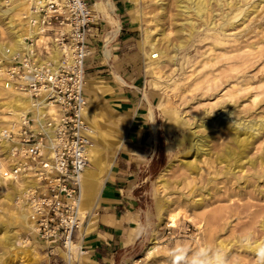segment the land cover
Returning <instances> with one entry per match:
<instances>
[{
  "label": "rangeland",
  "instance_id": "rangeland-1",
  "mask_svg": "<svg viewBox=\"0 0 264 264\" xmlns=\"http://www.w3.org/2000/svg\"><path fill=\"white\" fill-rule=\"evenodd\" d=\"M254 1L257 0H249L244 7ZM131 2V8L136 10L135 14L138 18L135 19L131 13L136 21V23L131 22L136 29L133 44L128 49H120L119 55L114 56L113 59H103L98 67H86L87 75L85 76L87 82L109 84L105 89H97L99 115L96 118L104 131L103 134L100 130L103 135L100 134V137H106L114 143L105 145L100 140L92 138L104 155V172L108 173L118 158L115 152L116 144L128 129L135 101L141 100L143 106L141 110L145 111L144 117L149 124L148 132L153 136L152 143L142 147L144 162L130 168L132 184L128 194H125L129 200L128 207L122 213L127 214L124 223L129 226V231H138L139 237L135 243L121 251L117 264H175L172 253L182 245L186 253L183 264H191L197 250H203L204 245L221 250L226 264H258L255 251L247 248L246 244L253 245L255 241L264 239V227L260 225L264 220V191L258 193L251 185L246 187L243 179L236 181L229 174L219 173L216 174L215 179L207 181L208 175L214 174L216 169L214 161L211 162L212 159L198 171L197 177L192 178L178 160V158H184L182 154L188 149L187 142L177 144L176 141V138H182L185 131L171 124L175 115L184 116L183 118L188 121H194L204 108L211 110L212 107L216 108L226 104V100L230 98L223 97L224 92L235 88L237 85L232 84L240 78L236 81H232L233 78L226 80L224 75L234 77L242 72L246 74L248 72L246 78L251 81V89L239 92L235 98L239 101L238 96L246 98L250 93L259 92L253 102L249 101V97L244 99L242 105L245 106L242 108L250 110L253 116L264 112V83L261 82L264 80V29H262L264 28V9L258 12L256 18L252 14L241 24L242 26L237 27V29H245L239 32L242 33L241 35L234 33L239 37L238 45L255 43L250 48L244 46L243 51H245H241L242 54L250 52L249 55L250 58L253 57V62L235 65L234 70H226L222 76L225 82L220 86L221 90H217L216 96L211 100H203L205 77L199 78L201 81L195 86L190 85V80L208 69V64L202 62L207 56L220 52L221 45L212 47L214 40L209 33L212 30L202 24L201 20L194 19L196 21L195 30L188 37L187 31L179 28V22L183 20L178 17L180 15L176 0H163L164 9H160L155 0ZM10 7L5 6L3 10H0V43L2 44L10 40V33L2 19V16L6 15L3 12L10 11L9 14L13 16L17 14L10 10ZM212 7L216 8V5ZM259 7L264 8V1L259 4ZM22 11L18 12L20 16ZM128 17L131 21L129 12ZM160 31L164 34L159 35ZM227 31L234 32L235 29ZM207 33L210 37L206 35ZM149 38L155 40L154 46L166 54H172V49L176 47V57L173 61L175 64L166 60L160 65L159 72L152 70L147 58V52H150L149 45L147 43L141 45L143 39ZM180 43L183 46L178 47ZM192 72L194 73L190 75L189 73ZM185 88L188 89L184 91ZM220 95H222L221 98ZM199 97H201L200 102L196 100ZM8 98V93L2 90V80H0V127L3 129L2 136L6 132L12 133L8 139L5 136L8 141H11V139L16 140L21 123L14 129L10 127L11 114L1 105ZM210 126L209 130L212 134L210 146L216 151L227 135L224 129L216 127L215 123H211ZM262 152H264V135L256 139L249 154L256 157ZM21 157V155L13 157L11 152L3 151L0 146V221L10 222V226L12 225L19 233V238L22 240L21 245L26 248V253L21 251L12 253L8 264H48L49 257L43 242L38 237L35 242L31 231L26 226L16 224L9 217L10 210H17L20 205L17 199H8L7 193H14L15 190L21 188L23 184L21 176L24 173L18 175L15 180L13 175L11 178L4 175L3 177L2 173L10 169V164ZM171 160H174V164L164 175L166 185L159 184L157 176ZM87 166L92 165L88 162ZM221 166L222 163L217 165V169H221ZM255 167L251 169L245 166L243 174L251 176L249 173L256 171L257 175L264 173V170L257 169L259 166ZM249 179L251 182H256L259 188L264 185L262 178L249 177ZM103 181L95 194L100 190ZM238 182L239 186L235 187ZM23 197L27 199L26 195ZM197 198L202 199L200 206H194L192 203V199ZM80 207L86 216L82 226L76 232L79 243V235L84 231L88 216L86 205L81 203ZM172 212H177V219L174 220L170 216ZM169 221H172L174 226H170ZM152 238L157 239L159 244L151 253H148L152 250ZM32 248L33 251H29Z\"/></svg>",
  "mask_w": 264,
  "mask_h": 264
},
{
  "label": "bare ground",
  "instance_id": "bare-ground-1",
  "mask_svg": "<svg viewBox=\"0 0 264 264\" xmlns=\"http://www.w3.org/2000/svg\"><path fill=\"white\" fill-rule=\"evenodd\" d=\"M132 1L136 2L137 0ZM176 1L178 14L180 15L178 17L183 20L182 22H179V28H181L182 30H186L188 37H190L195 30L196 21H194V19H198L201 20L202 24L207 25L208 29L212 30L211 32H209L210 36L214 40L212 47H216L218 46V44L222 46L218 54H211L210 56H207L204 61H202L203 64H208V69L203 74H200L197 77L195 76L190 80V85L195 86L199 81H201V77H205V79L203 78V100H211L216 96V91L221 90L219 88L225 82L222 76L224 75L226 70L233 69L235 65H245V63L253 62V57L251 56L252 58H250L249 55L250 52H246L244 53L246 55H244L241 53V51H245H243L244 46H248L250 48L253 47L255 43L250 42L247 45H238L237 41L239 37L234 33H237L239 35L242 34H240L239 32H242L245 29H237V27L243 24L244 21L248 19V17L252 14H254L255 16L253 17L256 18L258 12L264 9L262 7H259L260 9L258 8L259 4L264 0L254 1L252 2V4L246 7H244V5H247V2H249V0ZM155 2L160 6V9H164L163 0H155ZM213 3L216 5V8L212 7L214 5ZM5 6H11L10 10H12L13 12H17L16 16L9 14L10 11L3 12L6 13V15L2 16V19L4 20L5 27L10 33V40L6 44L0 43V80H2V90L8 93L9 96V98L6 101H3L1 105H3L4 108H6L10 112L12 117V124L10 125V127L14 129L16 125L17 127L20 125V123L24 120L25 117L28 116V114L30 117L34 118L36 123H42V116L45 114L47 109H50V107L44 97L35 99L34 97L30 96L29 93L14 89L12 85L6 82L5 76L3 74L5 65L10 61L13 55H15L16 53L21 54V52L27 47L26 43L23 40V37L26 34H32L33 37L37 36L36 33L38 31V22L36 21L34 22V24H29V19L32 18L36 20V18H38V15L31 9L32 0H0V10H3V7ZM19 11H22L21 16L18 14ZM131 13H133L135 19H138L137 15L135 14V9L131 11ZM229 29H235V31L228 32L227 30ZM209 33H207L206 35L209 36ZM158 34L163 35L164 32L160 31L158 32ZM245 35H247V33H245ZM154 42L155 40H152L151 38L147 40L143 39L141 41V45L145 43L149 45L150 52H147V58L151 63L150 68L152 70H155L156 72H159V67L164 61L170 60L172 64H175L173 61L176 57V47H174L172 51L170 50L171 52H173L172 54H166L160 48L155 47ZM180 46H183V44L180 43L178 47ZM256 47L257 46H255V48ZM193 73L194 72L189 74L191 75ZM247 74L245 72H242L240 75H235L234 77L224 75L226 77V80L229 78H233L232 81H236L240 78L238 81L232 84L237 85L235 88H230L229 90L227 89L228 91L226 90V93L224 92L223 97L227 96L230 98L229 100H226V104L221 103L222 105L216 108L212 107L211 110H208V108H204L198 118L194 121H188L183 118L184 116L181 117L180 115H175L174 121L171 125L185 131L182 135V138H176V141L177 144L187 142L188 149L182 154L184 158H178V160L180 164H182L187 169L189 175L192 176V178H194L198 174V171L203 168L207 161H210L212 159L211 162L214 161V166H216V169L214 174L208 175L207 181L215 179L216 174L219 173L229 174L231 177L236 179V181L239 179H243L246 187L251 185L253 189H255L258 193H262V191H264V185L261 186L262 188H259L258 184L256 182H251L249 177L258 179L262 178V181H264V173H258L257 175L256 171L249 173V175L251 176H245L243 174V169L245 166H248L251 169L256 168L255 166H259L257 167V169L260 168L259 170H264V152L258 154L256 157H252L249 154L250 149L254 145L256 139H258L259 136L264 135V112L260 113L258 116H253L251 115L252 112L250 110H244L242 108V106H245L242 105L244 99H248L249 97V101L253 102L254 97L257 96L259 92L250 93L246 98L238 96V99H240L239 101H237V99L235 98V95L239 92H245L251 89V81L246 78ZM261 82L264 83V80H262ZM187 89L188 88H185L184 91H186ZM221 97L222 95H220V98ZM196 100L200 102L201 97ZM84 110L85 114L88 116L90 112L88 110V107H86L85 109L84 106L82 112L83 114ZM212 114H215V116H212ZM211 123H215L216 127L224 129L227 135L226 139L223 141V143H221V146H216L218 147L216 151L212 150L210 146L212 134L210 133L209 129L211 127ZM90 124L93 131V136L95 138H99L100 130L97 123L91 121ZM2 130V127H0V146L2 147L3 151L12 153V147L14 144L8 141L5 138V135H3L4 137L2 136ZM87 159L94 169H89L86 165L79 175V186L80 184H82L83 197L87 195V185L90 184L92 186H95L105 173L104 162L101 160L98 148L93 143H90L87 146ZM15 163L16 162L10 164V169H13L17 166ZM221 163V169H217V165L219 166V164ZM173 164L174 160L169 161L160 171L159 175L157 176V181L159 184L166 185V179L164 175L172 167ZM22 172L24 174L21 176L23 179L21 188L15 190L14 193H7L8 199L18 200L20 208L17 210H10V215H8L13 219L12 221H15L16 224L18 223L20 225L26 226V228L31 231V234L34 237V241L37 242L38 234L36 232L34 218L32 216L28 201L23 197V195L28 194L29 190L33 189L36 186L37 181L34 175H27V173L24 172L23 169L21 170V173ZM13 176L15 180V175ZM238 186L239 182L235 185V187ZM192 203L194 206H200L202 204V199H192ZM172 213V215L170 216L174 220L177 219V212ZM169 223L170 226H174L172 221H169ZM260 225L261 227H264V220H262ZM156 240L157 239L152 238V250H149L148 253H151L154 248L158 247L159 243H157ZM261 241H264V239H262ZM21 242L22 240H20L19 238L18 231L15 230L12 225L10 226V222H6V220L0 221V264H8L11 254L14 252L17 253L21 251L23 253H26V248L24 247V245H21ZM258 242L260 241H255L253 245L246 244V247L255 251V247ZM29 251H33V248L29 249Z\"/></svg>",
  "mask_w": 264,
  "mask_h": 264
},
{
  "label": "built area",
  "instance_id": "built-area-1",
  "mask_svg": "<svg viewBox=\"0 0 264 264\" xmlns=\"http://www.w3.org/2000/svg\"><path fill=\"white\" fill-rule=\"evenodd\" d=\"M31 9L38 15L29 19V24L38 22L37 36L23 37L27 47L11 57L4 76L14 89L35 99L44 97L50 109L42 123L29 115L21 122L16 140L10 142L12 156L22 157L3 175L17 178L23 169L36 177L26 200L48 264H79L85 248L76 232L86 216L80 207L79 175L88 163L92 141L82 112L96 14L87 0H32ZM11 134L6 132V138Z\"/></svg>",
  "mask_w": 264,
  "mask_h": 264
},
{
  "label": "crops",
  "instance_id": "crops-1",
  "mask_svg": "<svg viewBox=\"0 0 264 264\" xmlns=\"http://www.w3.org/2000/svg\"><path fill=\"white\" fill-rule=\"evenodd\" d=\"M87 1L91 4L96 19L90 28L92 54L86 60V67H98L103 59H113L114 56L119 55L120 49H128L133 44L136 29L131 24L136 21L132 18L131 11L134 8H131L132 0ZM85 81L84 92L87 102L85 109L88 107L90 112L87 116L84 110L83 116L90 128L91 121H94L104 134L96 118L99 115L97 89H105L109 84L90 83L87 82V78ZM129 103L132 104L131 100ZM141 104V100L135 101L128 129L116 144L115 152L118 158L108 173L105 171L100 178L101 181L99 180L95 186L87 185L85 197L82 196V184H80V205L81 203L86 205L88 216L84 231L79 235L80 244L85 248L84 253L79 257V264H117L121 251L135 243L139 237L138 231H129V226L124 223L127 214L122 213L128 207L129 200L125 194H128L132 184L130 168L144 162L142 147L148 146L153 141L152 134L148 132L149 124L144 117L145 111L141 110L143 107ZM91 132L93 138L92 128ZM96 140H100L105 145L114 143L106 137L99 136ZM91 143L98 148L101 160L105 163L101 148L94 141ZM87 167L94 169L93 166ZM102 180H104L103 184L95 194Z\"/></svg>",
  "mask_w": 264,
  "mask_h": 264
},
{
  "label": "clouds",
  "instance_id": "clouds-1",
  "mask_svg": "<svg viewBox=\"0 0 264 264\" xmlns=\"http://www.w3.org/2000/svg\"><path fill=\"white\" fill-rule=\"evenodd\" d=\"M255 253L258 264H264V241L258 242L255 247ZM172 254L175 258V264H183V259L186 256L183 245L174 250ZM191 264H226V261L221 250L204 245L203 250H197L191 260Z\"/></svg>",
  "mask_w": 264,
  "mask_h": 264
}]
</instances>
